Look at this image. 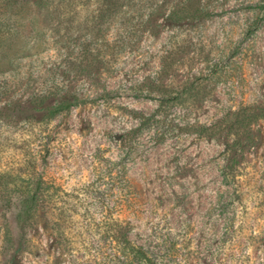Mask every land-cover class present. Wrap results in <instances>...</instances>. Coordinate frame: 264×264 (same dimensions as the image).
Returning <instances> with one entry per match:
<instances>
[{
  "label": "rangeland",
  "instance_id": "1",
  "mask_svg": "<svg viewBox=\"0 0 264 264\" xmlns=\"http://www.w3.org/2000/svg\"><path fill=\"white\" fill-rule=\"evenodd\" d=\"M179 1L0 0V188L37 174L54 200L32 221L0 194V264H139L124 235L157 264H264V115L224 127L264 114V0L147 23ZM46 91L83 102L42 118Z\"/></svg>",
  "mask_w": 264,
  "mask_h": 264
},
{
  "label": "trees",
  "instance_id": "2",
  "mask_svg": "<svg viewBox=\"0 0 264 264\" xmlns=\"http://www.w3.org/2000/svg\"><path fill=\"white\" fill-rule=\"evenodd\" d=\"M164 4H159L153 7L147 14V23L153 21L155 16L161 17L162 21L171 24H186L194 23L204 20L215 12L206 10V8L194 5L191 0H180L175 4L171 5L167 13L161 14V9H163ZM181 98V94H175L173 96H166L159 100V104L156 110L149 114L144 115L141 113L135 114V117L139 119V125L137 129H140L151 122L156 116L157 112L160 111L168 102L178 100ZM83 100H78L77 98L69 99L65 93H57L52 91H46L36 96L31 97L30 104H36L35 111L37 116L42 118L51 119L58 114L70 110L72 107L77 106L82 103ZM247 110V111H246ZM246 112H233L234 119L227 121L233 122L224 127L228 131L236 133L237 130L242 129L243 132L250 130V126L253 122L259 121L263 117V113L256 111L255 109H246ZM216 128L214 126H197L196 132L202 136L214 135ZM235 147L233 148V146ZM236 149L242 150L244 142L242 140H237L231 142V144H226V149ZM11 185H6L4 188H0V194L6 201L17 202L20 204L18 208V215L22 219H29L34 221L35 215L45 207L54 204V200L51 197L50 185H47L40 175L34 174L30 176L20 177L13 175L11 176ZM18 180L21 182H18ZM10 225L4 226L3 233V244L9 246L12 243L13 238L11 234ZM119 243L124 244V248L127 249V255L131 254L139 260V264H157L154 260L147 256V254L142 251L141 248H136L133 246L126 235H124L123 240L115 239Z\"/></svg>",
  "mask_w": 264,
  "mask_h": 264
}]
</instances>
